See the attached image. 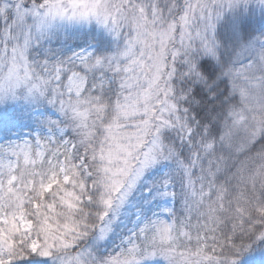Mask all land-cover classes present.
Masks as SVG:
<instances>
[{
  "label": "snow or ice",
  "instance_id": "obj_1",
  "mask_svg": "<svg viewBox=\"0 0 264 264\" xmlns=\"http://www.w3.org/2000/svg\"><path fill=\"white\" fill-rule=\"evenodd\" d=\"M0 264H264V0H0Z\"/></svg>",
  "mask_w": 264,
  "mask_h": 264
}]
</instances>
